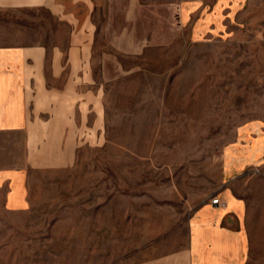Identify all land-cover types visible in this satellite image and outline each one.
I'll return each mask as SVG.
<instances>
[{
  "label": "rangeland",
  "instance_id": "obj_1",
  "mask_svg": "<svg viewBox=\"0 0 264 264\" xmlns=\"http://www.w3.org/2000/svg\"><path fill=\"white\" fill-rule=\"evenodd\" d=\"M239 11L224 36L119 57L129 73L108 88L103 143L31 174L29 208L0 211V264H138L186 247L224 150L264 123V0Z\"/></svg>",
  "mask_w": 264,
  "mask_h": 264
},
{
  "label": "crops",
  "instance_id": "obj_2",
  "mask_svg": "<svg viewBox=\"0 0 264 264\" xmlns=\"http://www.w3.org/2000/svg\"><path fill=\"white\" fill-rule=\"evenodd\" d=\"M244 3L0 0V211L29 208L31 174L103 143L120 56L229 34ZM220 167L221 205L197 206L186 247L138 264H264V123L239 127Z\"/></svg>",
  "mask_w": 264,
  "mask_h": 264
},
{
  "label": "built area",
  "instance_id": "obj_3",
  "mask_svg": "<svg viewBox=\"0 0 264 264\" xmlns=\"http://www.w3.org/2000/svg\"><path fill=\"white\" fill-rule=\"evenodd\" d=\"M210 203H211V205H213V206H219V205H221V201H220L217 197H213V198L210 200Z\"/></svg>",
  "mask_w": 264,
  "mask_h": 264
}]
</instances>
